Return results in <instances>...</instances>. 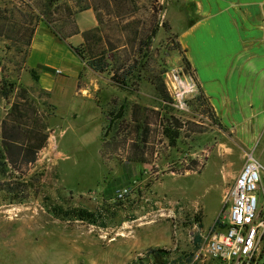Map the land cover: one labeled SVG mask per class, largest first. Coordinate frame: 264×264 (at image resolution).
<instances>
[{"label": "rangeland", "instance_id": "1", "mask_svg": "<svg viewBox=\"0 0 264 264\" xmlns=\"http://www.w3.org/2000/svg\"><path fill=\"white\" fill-rule=\"evenodd\" d=\"M73 1L53 0L49 9L73 6ZM33 2L40 7L48 0ZM157 2L158 20L168 24L164 5ZM166 11L176 29H181L182 14L173 5ZM88 16L75 13L78 28L92 25ZM35 24L39 28L36 49H28L33 65L44 58L39 50L47 36L43 30L48 29L45 22L34 20ZM49 32L51 40L58 39L49 45L61 48L62 54L67 45ZM173 35L171 29L158 26L144 48L143 57L149 58L140 76L136 71L123 89L111 85L108 73L101 74L102 92L96 96L101 116L89 101L67 98L59 102L56 111L61 118L49 119L50 136L31 168L32 173L42 174L39 192L20 204H10L0 194V264H154L149 250L157 249L167 253L168 264H188L197 250L193 236L225 220L229 206L225 194L238 173L230 178L239 155H235L232 135H223L195 99L196 84L178 52L171 50ZM0 58V67L9 70L13 61L3 44ZM151 70L161 77L168 100H162L146 79ZM24 80L28 79L24 76ZM12 82L15 74H0V120L15 93ZM134 105L145 124L148 146L143 150L147 153L152 148V155L145 156L148 163L129 161L124 153L131 140L142 137L140 133L136 137L134 124L129 123ZM170 116L185 128L159 124L160 118ZM261 136L248 152L264 167V133ZM191 159L203 162L201 170L180 171ZM123 188L128 192L120 199L117 191ZM52 206L84 208L95 213L96 223L60 220L48 212ZM260 247V264H264V237Z\"/></svg>", "mask_w": 264, "mask_h": 264}, {"label": "crops", "instance_id": "2", "mask_svg": "<svg viewBox=\"0 0 264 264\" xmlns=\"http://www.w3.org/2000/svg\"><path fill=\"white\" fill-rule=\"evenodd\" d=\"M2 1L0 7L10 8L15 3V0ZM160 2L164 5V16L175 41L184 51L199 91L211 110L213 122L222 129L220 131L223 135L228 132L233 137L235 155H239V160L230 175L232 179L233 173L240 171L246 156L251 154L248 150L264 133V0ZM170 5L176 7L179 15L182 14L180 21L183 24L180 23L182 28L179 30L167 18L166 8ZM83 12L89 14L88 19L92 21V25L84 29L76 25L78 32L66 36L62 41L67 45L62 54L61 48L49 45L51 41L58 39L54 37L51 40L49 30H43L47 36L44 38V46L41 45L43 47L39 50L44 56L42 60L33 65L31 54L28 53L19 70L14 63L9 66V70H0V74H15V82L12 83L24 88L33 99L44 115L47 131L49 119L57 121L60 117L56 111L59 102L67 98L89 101L95 112L98 110L102 115V105L96 97L102 92L99 86L102 75L92 71L74 50L82 43L81 32L96 25L92 11ZM74 22L76 23L75 18ZM38 29L37 27L31 38L28 47L30 50L36 49L34 43ZM0 44L4 45V50L9 53L13 62L20 60L12 49H6V39L0 37ZM61 56H64V60H60ZM59 60L61 62L57 64ZM24 76L28 80H24ZM111 85L121 89L125 87ZM111 89L112 86L109 85L108 90ZM74 101L79 103L80 100ZM109 101H105V105L109 106ZM75 117L76 114H73L72 118ZM193 133H199V130Z\"/></svg>", "mask_w": 264, "mask_h": 264}, {"label": "trees", "instance_id": "3", "mask_svg": "<svg viewBox=\"0 0 264 264\" xmlns=\"http://www.w3.org/2000/svg\"><path fill=\"white\" fill-rule=\"evenodd\" d=\"M15 1L17 2L10 8H0V37L8 41L6 49H12L14 54L19 56L18 62H12L17 70L22 67L31 38L37 28L34 20L38 23L45 22L54 36L64 39L78 32L74 14L91 10L96 25L81 32L82 43L74 50L92 71L108 73L110 81L120 87L127 86L136 71L138 77L140 76L139 73L149 58L143 57L144 48L158 26L165 31L170 30L167 22L158 20L157 13L161 8L157 0H74L73 6L66 4L55 6L54 11L49 9L53 0H48L47 4L45 2L40 7L33 2L34 0ZM140 1L142 4H138ZM171 50L178 52L184 69L189 72L196 84L194 72L176 41ZM0 70H3V67H0ZM146 79L162 100L169 99L158 72L149 71ZM14 87L15 93L10 110L0 121V194L8 203L20 204L39 192L41 187L42 174L32 173L31 168L46 146L49 131L46 130L43 113L36 107L27 91L22 87ZM196 88L198 94L195 99L199 105L204 106V111L208 114L205 117L214 121L197 84ZM137 110L138 106H132L129 123L134 124L136 137L139 135L137 133L142 137L136 138V141L131 140L124 153L129 161L148 163L145 156L152 155V148H147L149 149L147 153L143 150L148 143L144 138L145 124L137 116ZM160 121L159 124L164 127L166 125L172 129L185 128V124L174 116L162 117ZM126 130L127 128H124L122 131ZM203 166V162L191 159L180 171L199 172ZM48 212L60 220H78L92 225L96 223L95 213L84 208L52 206ZM192 243L198 248L200 243L198 234L193 236ZM149 256L152 257L154 264H168L167 253L163 250H149Z\"/></svg>", "mask_w": 264, "mask_h": 264}, {"label": "built area", "instance_id": "4", "mask_svg": "<svg viewBox=\"0 0 264 264\" xmlns=\"http://www.w3.org/2000/svg\"><path fill=\"white\" fill-rule=\"evenodd\" d=\"M263 176V178L261 177ZM264 167L251 154L233 178L225 220L199 231L200 243L188 264H260L264 237ZM128 190L117 191L122 199ZM260 204V207L258 208Z\"/></svg>", "mask_w": 264, "mask_h": 264}]
</instances>
